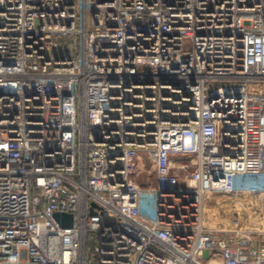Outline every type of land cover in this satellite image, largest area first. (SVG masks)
<instances>
[{
  "label": "built area",
  "instance_id": "2783aa9c",
  "mask_svg": "<svg viewBox=\"0 0 264 264\" xmlns=\"http://www.w3.org/2000/svg\"><path fill=\"white\" fill-rule=\"evenodd\" d=\"M0 264H264V0H0Z\"/></svg>",
  "mask_w": 264,
  "mask_h": 264
},
{
  "label": "water",
  "instance_id": "95a60500",
  "mask_svg": "<svg viewBox=\"0 0 264 264\" xmlns=\"http://www.w3.org/2000/svg\"><path fill=\"white\" fill-rule=\"evenodd\" d=\"M56 219L60 222L62 220H64L65 222L68 223L67 226H71L72 222H73V217L71 215H66V214H56L55 215Z\"/></svg>",
  "mask_w": 264,
  "mask_h": 264
}]
</instances>
